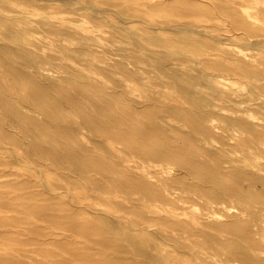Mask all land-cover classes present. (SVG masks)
I'll use <instances>...</instances> for the list:
<instances>
[{"label":"rangeland","instance_id":"1","mask_svg":"<svg viewBox=\"0 0 264 264\" xmlns=\"http://www.w3.org/2000/svg\"><path fill=\"white\" fill-rule=\"evenodd\" d=\"M105 2L0 1V58L19 66L6 46H28L54 62L50 85L58 87L62 101L68 96L84 98L66 84L63 77L69 76L84 88H96L99 103L113 99L115 115L123 112L116 105L121 102L132 114L133 128L118 125L125 144L113 139L114 145L107 142L99 152L107 154L103 169L124 172L128 182L119 188L110 183L112 173L91 171L82 177L68 170V180L76 186L62 192L54 187L65 180L64 171L48 161L25 159L27 149L6 139L0 145V199L22 201L14 198L18 190L8 185L11 182L30 178L37 182L35 191L45 182L57 198L53 214L77 210L80 222L89 220L109 230L112 226L113 243L123 248L106 250L69 230L0 207V264H95L103 259L109 264H153L155 259L159 264H264V76L250 80L245 74H264V0H108L110 9L102 7ZM259 10L261 15L254 17ZM236 14L252 29L244 31L235 23ZM78 37L95 43L84 44ZM250 39H262L259 51L243 45ZM82 49L100 56V61L87 64L70 58ZM0 71L5 75L0 82L11 93L10 75L1 65ZM55 73L62 76L55 78ZM199 95H204L203 104L196 103ZM139 108H144L142 115ZM221 108H228L236 126L224 122ZM249 109L255 117L248 115ZM71 117L80 120L77 113ZM3 130L18 143L29 140L8 125ZM76 130L79 143L95 145V134L80 126ZM211 139L216 144L209 149ZM126 143L129 148L135 143L155 145L165 156H143ZM25 162L35 167L21 164ZM5 171L18 174L4 176ZM203 171H216L222 184L235 186L238 194L194 191L196 176ZM92 181L103 188L96 191ZM22 217L21 223L16 221ZM236 240L246 241V255L237 254Z\"/></svg>","mask_w":264,"mask_h":264},{"label":"bare ground","instance_id":"2","mask_svg":"<svg viewBox=\"0 0 264 264\" xmlns=\"http://www.w3.org/2000/svg\"><path fill=\"white\" fill-rule=\"evenodd\" d=\"M0 1L1 2H6V1L10 2V0H0ZM19 1L27 3L28 5L33 3V0H19ZM105 1L106 2L104 3V5L102 7H104V8L106 7L107 9H110L108 7H111V6H109L111 3H108V0H105ZM205 9H207V8H205ZM100 11L103 12L104 9H103V11L102 10H100ZM108 11H110V10H108ZM102 14H104V13H102ZM106 15H108V14H106ZM259 15H261L260 10L254 14V17H257ZM9 19L11 20V17H7V20H9ZM233 21L235 23L241 25V27L243 28L244 31H248V30L252 29V27L250 25H248L245 21H243L240 18V16H237V14L233 16ZM117 26H119V25H117ZM44 27L49 28L50 23L49 22L45 23ZM184 28H186V27H184ZM194 28H196V27H194ZM191 29L193 30L192 27L190 28V31H191ZM185 30H189V27H188V29H185ZM195 30L197 33V29H195ZM128 32H130V31H128ZM199 32H201V31L199 30ZM207 35H208V32H207ZM16 37H18V36H16ZM17 39L20 40V38H17ZM78 40H81L82 42H84V44L95 43V41L93 39H91L90 37H78ZM261 40L250 39L247 42L244 41L245 43L243 42V45L247 44L248 46L252 47L253 49L259 51V49H260L259 45H260V43H262ZM10 44H11V42H10ZM28 44H29V42H28ZM1 46H2V44H1ZM6 47H7V49H9V53L16 57V59H17L16 62L19 63V66L11 67V65H10L11 63L10 64L8 63V61H9L8 59L0 58V65L3 66L6 70V73H8L10 75V79L12 82L11 84H8V86L10 87L9 92H11V93H7L6 91H8V90L5 89L6 86L2 85L0 82V145H2L1 141H4L6 139L11 140V142L14 146L23 145L27 149L28 152H26L27 155L25 156V159L28 160L30 158L33 162H36V160L37 161L38 160L48 161V163L51 164L52 166H54V168L61 169L62 171H64V173L66 174V175H64L65 180L61 183H56L55 184L56 187H54V188H61L62 192L67 193L68 190L72 187V185L75 184L74 187L76 186V183H74V181L68 180L69 179V177H67V176H69V174L67 172L68 170L71 173H74V174L77 173L78 175H80L82 177H86L89 174V172H91V171L100 172V174L102 173L104 176H108L112 173V178L110 180V183H112L113 185H116L119 188H123V186L128 182V178H129V177L127 178L128 175H126L122 171H117V170L113 171L111 169H107V170L105 169L104 170L103 169V162H104L105 157L103 155H107V154H105V152L103 154H101L99 151H102V150L104 151V147H105V144L107 142H110L111 145H114L115 143L112 144L113 139L114 140H116V139L120 140L122 143H124L126 141V140H124V137H125L124 134L125 133L123 131H120L117 128V126L120 124H123L126 129L128 126H131L130 128H133L132 123L130 122L132 114L129 111H127V109H125V106L121 102H118L116 105L123 107V112H121V113L119 112L120 115L113 114L112 113V107H115V103L113 102L114 101L113 99H112V101L104 99L105 104L99 103L97 101V98L94 99V95L96 94L94 92V90H96V88H94V89L93 88H90V89L84 88L83 87L84 85L82 86L79 83H77V84L74 83V81H76V80L74 78L69 77V76L63 77L66 79V82H67L66 84H71L76 91L83 93L84 98L81 99L78 96H76V97L75 96H68V97H65V99L62 101V97L58 93V90H57L58 87H56V85H54V84L50 85V77H51L50 76V66L54 65V62L51 63V61H50V56H48L46 54L39 55L38 52H34L28 46L21 47V48L20 47H14V46L13 47L12 46H6ZM5 49L6 48L4 46V50ZM87 53H88L87 51L82 49V50H79L75 53H72V57H70V58H76V59L80 58L83 61H87L88 62L87 64H90V63L95 62V61H97V63H98V61H100V59H99L100 56L95 55V53L94 54L89 53V55ZM260 54H261V52H260ZM149 56H150V54H149ZM263 56H264V54H263ZM245 59H247V58H245ZM247 60H249V58ZM101 64H104V63H101ZM165 65L166 64H164V67H165ZM60 68H62V67H60ZM65 71H67V70H65ZM245 74H246L247 78L250 80L256 79L259 76H264L263 73L257 74L254 72H246ZM3 75H4V73H2L0 71V80L3 79ZM61 76H62V73H55V75L53 77L57 78V77H61ZM148 82H149V79H148ZM57 84H59V83L57 82ZM190 86H192V85H190ZM195 87H196V85H195ZM230 90L242 92L241 90L236 89V88L234 89L233 87L230 88ZM251 90L255 91L253 86L251 87ZM72 95H73V93H72ZM201 95H199V98H197V100H196L197 104H203L205 101V98H204L205 94L203 96H201ZM138 97L140 98V95ZM141 101H142V97H141ZM24 109H27V111H30L32 113L26 112ZM221 109H223V111H222L223 116L222 117L224 118V122H226V124H228L230 126H236V124H234V122H233L231 113L229 112L228 108H221ZM143 111H144V108L140 109L139 114H141ZM72 113H77L80 116L79 122H77L75 119H73L71 117ZM247 113L249 116L255 117L253 110L249 109V111H247ZM38 115H40L41 118H39ZM148 115H149V113H148ZM146 119H148V118H146ZM158 121H160L161 124L165 125V122H164L165 120H161L160 118H158ZM4 125H8L9 127L13 128L16 132H19V134L21 136L28 137L29 140L27 141V143L16 142L14 140L13 136L4 132V130H3ZM79 126L85 128V129L91 131L93 134H95V136L97 138L95 145L88 147V146L82 145L83 143L82 144L79 143L77 130H76V128ZM132 135H134V133ZM102 136H105V138H103ZM132 142H134V141L132 140ZM213 142L214 141L212 139L209 142H207L209 144L208 145L209 149L212 148ZM116 143L122 145V143H119V142H116ZM126 147L130 151H132L134 153L135 152L140 153L143 156L145 155V156H150L153 158L158 157V159L159 158L163 159L165 156L164 150L155 146V145H148V146L140 145L138 147V145H136V143H135L134 147L129 148V146L126 143ZM137 163H138V161H137ZM21 164L26 166V167H35L34 165L27 164L26 162L21 163ZM194 167H195V164H194ZM157 168H159V167H157ZM171 168H173V167H171ZM168 171H170V170H168ZM15 173L16 172L11 173V172L5 171L2 173V175H4V176L5 175H13ZM16 174H18V173H16ZM217 174L218 173L216 171H210V172H204L203 171L201 173H198V175L196 176L197 187H194L193 190L196 192H197L196 189H198V191L202 190L204 193H206L208 195H212L213 193H217V190L224 189V192L228 193L229 195L238 194V190L235 188L234 185H233L234 187L224 186L219 179L220 177ZM158 176H161V174ZM154 180H157V179H154ZM42 181H43V179H42ZM94 182L92 181V186L96 189V191H100L101 188H103L101 186V184H99L101 182H96V183H94ZM131 182H132L131 185L134 186L133 181H131ZM35 183H37V182L35 180L30 179V178L24 179L20 182L9 183L8 185L11 188H13L14 190H18L17 193H15L14 198L20 199L22 201L15 202L13 199L3 201L0 199V207L4 208L5 210H13V211H16L18 213H22V214L27 215V216L35 217L37 219L44 221L46 223V225H49V226H50V224H52L53 226H55L57 228L69 230L76 235H80V236L85 237L91 243H94L97 246H100L106 250L112 249L116 252L122 250V248H123L122 246L113 243L115 236L113 237L114 229H111L112 226L110 227V230H109L108 228H105L102 225H99L96 223H92L89 220H87V221L85 220L84 222H80L78 220V216H80V215L78 214L79 212L77 210H75L72 213L67 212V213H65L64 216L63 215L58 216V215L53 214L51 212V210L55 209V208L57 209L58 204H57L56 195L53 196L51 194L53 192V190L51 189L50 184H47L45 182L43 184L40 183L43 185L42 189L35 191L36 189H34V190L32 189V186H34ZM105 185H106V183H105ZM141 188H142L141 190H143V191L147 190V188H145L143 186ZM188 191L191 192L192 188H190ZM50 196H53V197H50ZM196 198H197V196H196ZM4 199H5V197H4ZM35 199H36V201H37V199L41 200L42 203L35 202ZM50 199L52 200L51 202H50ZM256 201H258V200H256ZM221 203H222V201H221ZM249 206H250V204H249ZM16 221L21 223L23 221V217L21 219L20 218L17 219ZM249 224L252 225L251 223H249ZM28 230L29 231H38V229H34V228H30ZM252 230H254V229H252ZM243 232L244 231H242V233ZM95 233H96V235H95L96 237L93 236ZM101 233L104 234L103 237L100 236ZM203 235H206V234H203ZM211 242H213V240ZM257 243L259 244V242H257ZM235 245H236V247H238V246L240 247V250L237 251L238 255L243 256V255L247 254L248 244L246 243L245 240H242V241L238 240L237 242H235ZM36 250H40V249H36ZM20 252L22 253L23 251H20ZM129 252H130V249H129ZM262 252H263V250H262ZM68 254H69V252H68ZM71 254L73 255V257H75V256L78 257L77 252L76 253L71 252ZM12 261H14V260H12ZM239 261H242V260H239ZM257 261L259 262V260H256V262ZM116 262H113V264H117ZM159 262L160 261H157L155 259L153 264H159ZM94 263L95 264H109L107 259L106 260L105 259L95 260ZM238 263H240V262H238ZM3 264H5V263H3Z\"/></svg>","mask_w":264,"mask_h":264}]
</instances>
